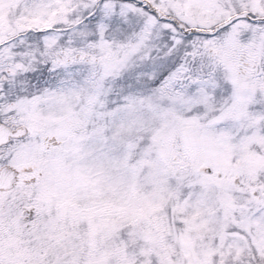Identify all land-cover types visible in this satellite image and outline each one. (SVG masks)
I'll use <instances>...</instances> for the list:
<instances>
[{
    "label": "snow or ice",
    "instance_id": "snow-or-ice-1",
    "mask_svg": "<svg viewBox=\"0 0 264 264\" xmlns=\"http://www.w3.org/2000/svg\"><path fill=\"white\" fill-rule=\"evenodd\" d=\"M0 264H264V0H0Z\"/></svg>",
    "mask_w": 264,
    "mask_h": 264
}]
</instances>
